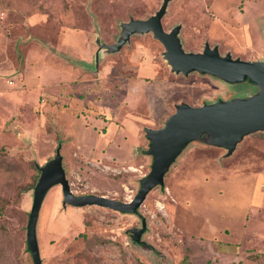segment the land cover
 <instances>
[{
  "label": "rangeland",
  "instance_id": "1",
  "mask_svg": "<svg viewBox=\"0 0 264 264\" xmlns=\"http://www.w3.org/2000/svg\"><path fill=\"white\" fill-rule=\"evenodd\" d=\"M165 2L161 25L179 28L185 52L264 63V0H0V264H33V183L57 155L73 195L127 202L152 165L146 130L176 105L258 98L250 81L175 74L151 33L99 49ZM226 153L202 132L133 215L64 206L52 186L36 224L42 264H264V131Z\"/></svg>",
  "mask_w": 264,
  "mask_h": 264
},
{
  "label": "water",
  "instance_id": "2",
  "mask_svg": "<svg viewBox=\"0 0 264 264\" xmlns=\"http://www.w3.org/2000/svg\"><path fill=\"white\" fill-rule=\"evenodd\" d=\"M166 6L165 2L157 14L147 20H130L129 23L120 24V35L114 45L98 41L97 46L99 49L108 48L110 53H115L130 40L132 34L151 33L163 45L165 61L175 74L211 75L230 84L250 81L256 89L258 88V98L253 101L218 99L213 103L204 102L195 107L185 103L176 105L175 113L167 118L162 128L146 130L147 137L151 140L146 154L152 156V165L149 173L139 180L136 195L127 202L105 196L73 195L59 155L39 168L40 176L34 187L33 203L26 225L27 248L33 264H42L36 224L44 198L52 186L60 185L64 206H97L123 214H137V209L142 206L150 191L156 186L163 187L165 174L179 153L202 132H211L216 143L227 150L226 156H230L244 137L264 131L263 61L233 60L229 54L221 57L217 47L210 49L206 46L202 53L185 52L177 38L179 28L166 33L161 25ZM132 233L133 240L137 241L135 231L132 230Z\"/></svg>",
  "mask_w": 264,
  "mask_h": 264
},
{
  "label": "trees",
  "instance_id": "3",
  "mask_svg": "<svg viewBox=\"0 0 264 264\" xmlns=\"http://www.w3.org/2000/svg\"><path fill=\"white\" fill-rule=\"evenodd\" d=\"M39 177V175H38ZM38 178L34 181L33 186L36 185ZM35 187V186H34Z\"/></svg>",
  "mask_w": 264,
  "mask_h": 264
}]
</instances>
